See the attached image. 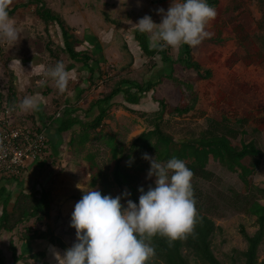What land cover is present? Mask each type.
<instances>
[{
  "label": "rangeland",
  "instance_id": "obj_1",
  "mask_svg": "<svg viewBox=\"0 0 264 264\" xmlns=\"http://www.w3.org/2000/svg\"><path fill=\"white\" fill-rule=\"evenodd\" d=\"M26 1L7 0V5L8 8H12L20 6ZM45 1L48 4L53 3L62 12H67L68 10L67 13L76 12L80 15V13L83 12L85 14L88 11L92 21H85L84 25L77 18L76 36L79 41L82 40L87 48L93 50L95 55L97 52L91 48L92 45L98 41L100 43V39L101 41L103 40L102 49H100L101 53L98 55L101 62L100 65L104 71H108L112 75H124L130 71L134 77L145 76L146 78H152L153 75H157V72H149L148 74L150 63L141 56L142 54L136 44L132 43V38L128 36L126 38L121 37L116 32L117 30H110V25H108L103 16L104 12L108 11L105 4L108 5L109 3H104L103 0ZM115 1L117 0H113V2ZM219 1V6L222 9L216 10L215 19L209 21L205 27V30L212 34L211 37L206 38L199 46L191 47L195 60L203 61L212 54H219V62L203 65L204 70L211 72V76L207 80H198L195 72L184 70L179 64L174 67V76L182 84L181 91L173 83L165 79L163 84L156 89V98L166 100L171 106L182 103L187 104L191 98L190 90L188 91L187 88L191 86V92H194L196 97V104L194 109L187 115H165L162 128L176 140L201 135L209 122L218 115V111L213 105V92L216 88L222 90L227 94L228 100L232 104L231 108L225 104H221L220 107L228 111L229 114L235 113L237 118L248 119V123L243 129L245 135H243L242 139L246 143L255 142L258 149L262 152L261 165L259 171L252 177V183L259 188H264V132L258 133L254 131L257 125L264 121V65H253L248 68H243L238 64L231 68L225 66V61L235 50L236 42L228 35H226L224 40L220 41L216 39V36L211 31L212 25L219 19L221 22L223 18L228 20V18L231 19L233 17L232 12L229 15L227 14V17H223L224 9L229 8L231 10L236 3L240 4L253 20L250 32L251 45L250 47L248 46V50L251 49L252 45H255L264 53V0ZM139 2L151 9V15H148L151 16L154 23L159 24L162 16L158 14L157 10L162 8L167 11L172 0H137V5ZM139 8L138 10H140ZM33 10V6L19 8L10 16L15 21L19 32V39L14 45L0 39L1 90L6 94L8 88L13 84L19 103L25 96L39 94L41 98L39 108L42 115L46 118V123L49 122L48 118H58L56 114L65 107L63 102L65 98L71 101V105L74 104L79 109L78 115L83 119V111L87 109L90 101L98 98L106 90L101 85V82L94 88L88 87V73L81 64L71 62L61 50L62 42L58 35V30L54 26H45L33 15ZM52 10L55 9L52 8ZM59 10L55 12L67 22L65 15ZM79 10L80 12H78ZM138 10L136 11L139 12ZM137 12H132V16H135L137 21L132 20L125 23L126 27L136 24L139 19L145 16ZM122 44H125V47H122ZM48 47L51 48L53 56L57 57L56 60L48 52ZM178 50L173 49V54L175 55ZM57 62H63L71 76L68 88L63 93L66 95L64 99H61V94L58 93L54 82L50 79L46 86L40 87V81L44 79L43 70L54 66ZM20 65L25 73L21 71ZM159 66L160 69L164 67L161 64ZM125 68L129 70H126V72L123 70ZM83 90H86V92L80 97L78 94ZM43 94L46 95L43 96ZM156 110V105L151 99V93L143 99L139 106H128L123 103L121 97H118L109 111L108 117L101 128V133L116 136L118 134L124 135L123 150L124 154H128L130 145L139 134L152 128L150 122ZM19 112V116L10 117L11 121L15 120L19 124L28 125L31 123L28 118L36 117L35 111L21 112L19 109ZM92 117L93 113L88 116L90 119ZM46 134L49 138L50 133L46 132ZM97 138V133L91 135L87 145L82 149H78L68 145L69 134L65 133L62 135V146H60L57 154H54L52 148L49 147L47 164L45 162L33 163L35 165L41 164V168L30 167L28 169L26 167L19 174L21 177L26 171L29 173L31 177L29 178L30 181H28V184H31L29 191H33L35 188H44L51 192L50 218L43 222L42 229H49L55 236L62 239L68 248L76 242L75 229L70 226L71 215L75 204L82 198L84 192L93 189L100 191L102 195H111L112 197L121 195L125 191L131 193L127 187H119L113 182L111 173L115 162L109 160L108 151ZM146 153L154 158L150 152ZM89 154L95 155V162L98 166L95 171L98 175V181L95 183L90 179L94 172L89 169L86 159ZM48 161L50 162L49 164ZM120 166L125 172L135 178L133 184L135 189L134 198L130 195L121 200L122 205L126 207L127 199L138 203L139 195L141 194L138 188L143 187L147 191L149 186H155V177L147 178L150 162L142 157L137 162L134 159H125L121 161ZM207 169L214 175L211 181L192 178L191 183L193 191L197 190L201 193V210L208 214L215 222V225L221 229V233H217L213 239L212 248L214 255L221 263L230 264L228 256L231 254V250L243 251L246 248V241L240 235V227H243L246 233L251 236L256 231V226L254 219L245 213V197L241 191L242 185L237 173L226 171L212 159L209 160ZM7 183L15 186L14 181ZM21 184L24 185V181H21ZM23 187L18 189L22 190ZM18 189L13 192L19 193L20 190ZM260 202L264 203L263 201ZM11 240L18 253H20L22 244L18 239V233H0V248L8 258L10 257L8 244ZM26 246L33 251L47 249L46 244L42 242L28 243ZM57 252L61 256L64 254L58 249L48 248L49 264H58L54 255ZM258 260H264V241L258 250ZM191 264L197 263L192 261ZM238 264L241 263L238 262Z\"/></svg>",
  "mask_w": 264,
  "mask_h": 264
},
{
  "label": "trees",
  "instance_id": "obj_2",
  "mask_svg": "<svg viewBox=\"0 0 264 264\" xmlns=\"http://www.w3.org/2000/svg\"><path fill=\"white\" fill-rule=\"evenodd\" d=\"M162 1V0H157ZM210 6L215 10H221L219 0H207ZM33 6V15L45 26H54L62 42L61 50L67 58L75 63H79L88 73L87 85L90 88L101 85L106 92L100 94L98 98L93 99L88 107L83 111V119L78 115L79 109L68 100L66 95L61 94L64 99L65 107L59 111L58 118H46L38 110V118L30 117V127L37 131H44L47 138V146L52 148L54 154L62 146V135L69 134L68 145L82 149L90 141L91 135L97 133L98 141L108 151L110 161H114V169L111 173L113 182L121 187H127L134 198L135 178L125 172L121 166V161L125 159H134L140 161L143 154L150 152L154 158L161 163L168 159L176 157L185 161L186 165L193 171V179L211 181L213 173L207 169L209 160L217 162L220 167L231 173H237L238 179L242 185V193L245 197V213L254 219L256 231L249 236L243 227H240V235L246 241V248L243 251L231 250L228 258L230 264H264V260H258V250L264 241V188H259L252 183V177L259 171L262 152L258 149L255 142H244L245 135L243 130L248 123L247 118H237V115L229 114L228 111L220 107L225 104L231 108L232 102L222 90L216 88L213 92L214 107L218 115L209 122L207 128L197 137L183 138L176 140L173 136L166 133L162 128L165 115L184 116L194 109L196 97L190 90L191 98L187 104L171 106L164 99H158L155 96L157 87L161 86L165 79L169 80L180 90L181 82L174 76L173 69L179 64L184 70L196 73L199 80H207L211 76L209 70H204L203 65L207 63H218L219 54H212L205 60H195L192 49L188 45H183L174 55L171 47H165L162 50L153 48L150 44L149 34L141 33L137 27L129 31L130 38L136 44L141 52V56L150 63L148 74L157 72L152 78L145 76H133L128 68L123 69L127 73L124 75H112L104 71L100 65L99 48H94L97 52L87 48L74 35V30L70 28L62 17L50 9L44 0H27L20 6L8 8L9 15L12 16L19 8ZM233 13L231 19L223 18L212 25L211 31L216 39L222 41L226 35L233 38L236 47L233 54L225 61V66L231 68L234 65H240L248 68L253 65H264V53L255 45H251L250 32L253 20L240 4H235L232 9H224L223 17ZM106 22L115 26L119 23L110 20L105 16ZM48 52L53 56L51 48ZM159 64L164 67L160 69ZM159 69V70H158ZM163 69V70H162ZM181 91V90H180ZM84 91L79 92L81 97ZM151 93V99L156 105V111L152 118L151 129L143 131L132 142L129 153L124 154L123 142L124 135H107L101 133L110 109L116 99L121 97L123 103L128 106H139L143 99ZM46 94H43L45 96ZM19 100L13 84L8 88L7 93H3L0 86V119L5 117L8 111L10 116H14L18 110ZM93 113L90 119L88 116ZM41 115V116H40ZM255 132H264V121L257 125ZM50 133V137H47ZM89 169L94 175L90 176L93 183L98 181V175L95 171L98 166L95 162V155L89 154L86 157ZM7 181H14L21 185L20 176H3ZM246 194V195H245ZM195 207L197 209V222L194 228V234L189 235L185 240H176L169 243L168 239L161 236H155L151 240V245L155 249V256L151 258L149 264H223L214 255L212 243L215 235L221 233V229L215 225L213 219L201 210V193L194 191ZM52 206L51 192L44 188L33 191L21 190L15 197L11 192H7L5 187L0 188V233H18V239L22 244V251L18 253L13 241L8 244L10 257L8 258L0 248V264H49L48 248L58 249L65 252L68 247L59 237L55 236L49 229H42L43 222L50 218ZM42 242L47 249L30 250L26 246L28 243ZM10 260V261H9ZM31 262V263H30Z\"/></svg>",
  "mask_w": 264,
  "mask_h": 264
},
{
  "label": "clouds",
  "instance_id": "obj_3",
  "mask_svg": "<svg viewBox=\"0 0 264 264\" xmlns=\"http://www.w3.org/2000/svg\"><path fill=\"white\" fill-rule=\"evenodd\" d=\"M157 12L162 16L159 24L145 15L136 25L138 31L149 34L151 47L161 50L199 46L211 37L205 27L217 15L207 0H172L167 11L161 8ZM0 39L13 45L19 39L7 0H0ZM42 75L41 88L50 79L58 93L66 92L71 76L63 62L43 70ZM40 102L39 94L28 95L18 108L21 112L36 111ZM142 158L150 162L147 178L155 177V186L147 191L138 188V203L127 199L126 207L121 200L131 195L127 191L115 197L93 189L84 192L71 215L76 242L63 256L54 253L58 264H149L155 256L153 237H165L172 243L194 234L197 209L191 183L193 171L176 157L164 163L147 153Z\"/></svg>",
  "mask_w": 264,
  "mask_h": 264
},
{
  "label": "built area",
  "instance_id": "obj_4",
  "mask_svg": "<svg viewBox=\"0 0 264 264\" xmlns=\"http://www.w3.org/2000/svg\"><path fill=\"white\" fill-rule=\"evenodd\" d=\"M60 113L56 114L59 117ZM10 113L0 119V178L19 176L30 163L45 162L49 157L44 131L11 121ZM50 162L48 161V164Z\"/></svg>",
  "mask_w": 264,
  "mask_h": 264
},
{
  "label": "crops",
  "instance_id": "obj_5",
  "mask_svg": "<svg viewBox=\"0 0 264 264\" xmlns=\"http://www.w3.org/2000/svg\"><path fill=\"white\" fill-rule=\"evenodd\" d=\"M103 1H104V3H109L108 5L105 4V7L107 8L108 11L107 12L103 11L105 13V14H103L104 19H105V16L107 15L110 20H114V21L119 23V26H115V25H112L110 23H108V25H110V27H109L110 30L111 29L117 30L116 32H118L121 35V37H125L126 38L128 36L130 38L129 31L133 30L135 27H137L136 24L126 27L125 23H128V22H130L132 20L137 21V19H135V16H132V12L133 13L137 12L136 10H138V7H140L139 8L140 10H138L139 12H137V13L144 14V15H148V14L151 15L150 14L151 9L150 8L148 9L147 6H145V4H142V2H139V4L137 5V3H136L137 0H117L115 2H113V0H103ZM139 1H141V0H139ZM45 2H46L47 6L50 9H52V8L55 9L53 11L59 10V8L55 7V5L53 3L48 4L47 1H45ZM59 11H61V10H59ZM67 12H68V10H67ZM67 12H62L65 15V18L67 19V22H66V20H64V21L66 22V24L70 28H72L74 30L73 32H74L75 36L77 34V32H76V30H77L76 21H78L77 18L80 20V23L83 22L84 25H85V21L86 22H91L92 21V18L90 16V14L88 13V11L86 13L84 12L85 14H83V12H82V13H80V15L78 13H76V12H74V13L73 12L67 13ZM78 12H80V10ZM105 21H106V19H105ZM81 42H82V40H81ZM102 42H103V40L101 41V39H100V43H99V41L95 42L94 45H92L91 48L92 49H94V48L102 49V46H101ZM132 43H134V42L132 41ZM122 47H125V44L124 45L122 44ZM17 108H18V106H17ZM39 110H40V108H39ZM35 114H36V117H37L36 120H37V123H38V122H40V120L38 118V116H39L38 115V110L35 111ZM19 115H20V112H19V108H18V110L14 114V117L15 116H19ZM27 167H28V169L30 167H36V168L40 167L41 168V164L40 165L39 164L35 165V164L30 163ZM31 170H33V169L31 168ZM29 178H31V177L29 176V173L27 171L23 175H21L20 179H21V181H24V185L20 184L21 185L20 187L24 186L22 188V190H25V191H29L30 190L29 186L31 184H28L29 183L28 181H30ZM9 181L4 179V177H1L0 178V188L5 187L6 190L8 192H11L12 196L15 197L18 194V192L16 193V192H13V191H15L16 189L19 188L18 184L15 183V186H11V185H9L7 183ZM18 190L21 191V189H18Z\"/></svg>",
  "mask_w": 264,
  "mask_h": 264
}]
</instances>
